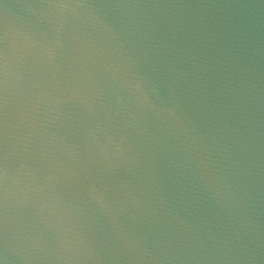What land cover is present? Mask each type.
<instances>
[{"label":"water","instance_id":"water-1","mask_svg":"<svg viewBox=\"0 0 264 264\" xmlns=\"http://www.w3.org/2000/svg\"><path fill=\"white\" fill-rule=\"evenodd\" d=\"M0 264H264V0H0Z\"/></svg>","mask_w":264,"mask_h":264}]
</instances>
